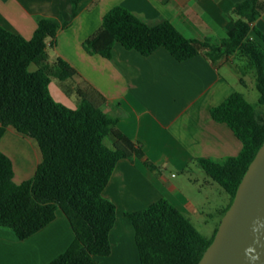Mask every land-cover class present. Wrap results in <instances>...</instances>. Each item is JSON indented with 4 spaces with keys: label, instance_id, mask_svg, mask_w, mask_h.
I'll return each instance as SVG.
<instances>
[{
    "label": "trees",
    "instance_id": "16d2710c",
    "mask_svg": "<svg viewBox=\"0 0 264 264\" xmlns=\"http://www.w3.org/2000/svg\"><path fill=\"white\" fill-rule=\"evenodd\" d=\"M82 1L71 0L72 20ZM235 13L239 18L227 37L199 40L185 37L169 21L148 24L116 6L83 42L88 54L105 59H111L117 43L144 56L165 48L179 62L202 56L217 63L234 56L241 62L243 78L253 74L260 93L258 104L235 92L211 111L213 119L226 123L241 141L240 154L198 161L230 197L223 216L264 145V46L251 37L255 32L264 40L254 27L264 14V0H246L236 5ZM70 24L41 19L31 39L0 26V142L12 127L35 139L42 154L34 176L17 183L14 164L0 149V229L26 240L52 223L61 210L70 221L75 239L48 264H101L98 257L112 254L110 234L117 220V207L104 191L119 161L142 159L144 153L140 143L118 128L119 117L103 111L106 100L93 88L76 90L75 108L54 99L52 78L58 79L70 96L72 85L67 81L78 75L62 58L49 63L48 49L54 48L58 31ZM33 65L36 70L31 69ZM108 138L113 141L111 146L105 142ZM126 217L135 229L140 264H199L219 228L206 238L165 198L144 210L128 212Z\"/></svg>",
    "mask_w": 264,
    "mask_h": 264
},
{
    "label": "crops",
    "instance_id": "0c3cea01",
    "mask_svg": "<svg viewBox=\"0 0 264 264\" xmlns=\"http://www.w3.org/2000/svg\"><path fill=\"white\" fill-rule=\"evenodd\" d=\"M245 1L83 0L72 20L71 0H0V26L27 39L32 38L41 19L71 21L67 28L58 31L54 48L48 49L49 63L62 58L78 75L67 81V85H72L70 96L58 83L54 93L52 80L54 99L75 108L76 90L93 88L106 100L103 111L119 117L118 128L142 145L144 157L119 161L104 191V196L117 207L116 224L110 234L112 255L116 249L125 250L128 242L133 247L128 256L133 257L135 250L139 258L135 229L126 217L128 212L144 210L165 198L192 223L204 217L208 202L204 188H218L198 161L236 157L242 150L232 129L215 121L211 111L240 92V85L246 86V79L253 74L243 78L234 56L217 63L202 56L179 62L165 48L144 56L117 43L111 59H105L88 54L83 42L101 27L104 15L116 6L148 24L169 21L189 39L225 38L239 18L236 5ZM254 27L264 35V14ZM251 37L264 46V40L255 32ZM6 134L25 136L12 127ZM4 138L0 149L11 158L16 181L18 169L12 155L3 150ZM28 143L24 158L33 160L36 171L42 161L41 150L38 143ZM74 239L70 221L61 210L52 223L26 240L0 229V264H48L63 254Z\"/></svg>",
    "mask_w": 264,
    "mask_h": 264
},
{
    "label": "water",
    "instance_id": "95a60500",
    "mask_svg": "<svg viewBox=\"0 0 264 264\" xmlns=\"http://www.w3.org/2000/svg\"><path fill=\"white\" fill-rule=\"evenodd\" d=\"M199 264H264V145Z\"/></svg>",
    "mask_w": 264,
    "mask_h": 264
},
{
    "label": "rangeland",
    "instance_id": "374dc122",
    "mask_svg": "<svg viewBox=\"0 0 264 264\" xmlns=\"http://www.w3.org/2000/svg\"><path fill=\"white\" fill-rule=\"evenodd\" d=\"M240 64V61H237ZM36 66H32L33 70ZM53 83L51 85L52 91L55 93L57 90V83L60 84V81L56 78H52ZM246 86L240 85L239 91L243 93L246 99L252 103L253 105L258 104L260 93L256 87V79H254L253 75H250L247 79ZM77 98V96L75 97ZM58 101V98H56ZM70 107H74V105L69 104ZM7 139L3 143L5 148L3 149L6 153L12 155L13 161L16 163L17 167V177L16 182L21 183L27 179H30L34 176V163L33 160H27L24 158V149L25 147H29V141L37 144L36 140L30 138L28 136H12L6 134ZM5 136V137H6ZM106 144L111 146V139H106ZM19 144V145H18ZM24 144V145H23ZM23 145V146H22ZM29 149V148H28ZM20 171V172H19ZM178 176H181L180 174ZM216 188H211L205 186L204 190L208 196V202L203 209L204 217L200 220H194L193 223L195 227L208 239H210L216 228L219 227L222 218L224 217L222 211L226 208L230 202L229 195L220 187L217 183ZM125 250L116 251L114 254L108 257H98L97 259L101 264H140L139 258H137L136 251L133 257L128 256L133 247L128 242L125 244ZM133 252V251H132ZM136 256V257H135Z\"/></svg>",
    "mask_w": 264,
    "mask_h": 264
},
{
    "label": "bare ground",
    "instance_id": "6f19581e",
    "mask_svg": "<svg viewBox=\"0 0 264 264\" xmlns=\"http://www.w3.org/2000/svg\"><path fill=\"white\" fill-rule=\"evenodd\" d=\"M7 137H8V136H6V137L4 138V142L6 141ZM18 145H19V144H18ZM23 145H24V144H23ZM23 145H22V146H23Z\"/></svg>",
    "mask_w": 264,
    "mask_h": 264
}]
</instances>
